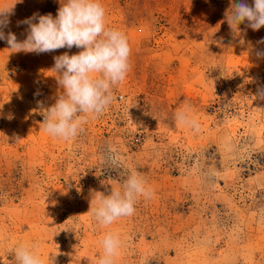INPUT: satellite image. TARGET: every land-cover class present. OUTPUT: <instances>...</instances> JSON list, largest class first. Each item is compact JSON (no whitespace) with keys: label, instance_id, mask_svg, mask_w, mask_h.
<instances>
[{"label":"rangeland","instance_id":"1","mask_svg":"<svg viewBox=\"0 0 264 264\" xmlns=\"http://www.w3.org/2000/svg\"><path fill=\"white\" fill-rule=\"evenodd\" d=\"M65 2L0 0L15 4L5 32L25 39L22 21ZM99 2L127 36L131 71L73 140L41 130L37 102L61 94L53 58L80 50L13 53L0 40V264L33 244L55 264H97L109 232L121 240L114 264H264V59L253 54L264 27L233 34L229 0ZM185 109L198 127L175 121ZM133 170L154 196L99 226L92 197Z\"/></svg>","mask_w":264,"mask_h":264},{"label":"clouds","instance_id":"2","mask_svg":"<svg viewBox=\"0 0 264 264\" xmlns=\"http://www.w3.org/2000/svg\"><path fill=\"white\" fill-rule=\"evenodd\" d=\"M229 3L225 22L233 34L242 31L241 25L253 31L264 27V0H252L251 5L247 0H229ZM14 5L0 7V40L6 42L7 50L26 54L52 53L73 47L80 50L78 54L65 52L53 58L50 70L55 73L61 94L51 106L37 102L43 117L41 130L54 139L73 140L89 119L99 118L110 108L115 99L114 87L127 79L131 71L127 36L107 27L105 9L99 0H66L60 3L55 17L51 13L34 14L22 21L28 26L27 34L25 39L18 40L11 31L5 32ZM257 43L264 44V39ZM253 54L264 59V48L254 49ZM256 98L264 100V86L257 89ZM186 113L187 109L177 111L175 121L181 126L198 127ZM146 183L142 174L133 170L119 187L110 189V194L96 192L88 212L105 228L121 218L131 217L138 199L149 200L154 196ZM99 243L103 255L97 264H114L121 247L119 235L106 233ZM37 247L33 244L15 248L14 264H55V256L48 254L46 260L42 259L36 252Z\"/></svg>","mask_w":264,"mask_h":264}]
</instances>
